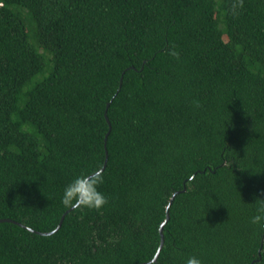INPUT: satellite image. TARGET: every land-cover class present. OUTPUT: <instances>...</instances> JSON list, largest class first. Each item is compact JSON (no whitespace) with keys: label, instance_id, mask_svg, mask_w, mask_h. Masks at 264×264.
I'll use <instances>...</instances> for the list:
<instances>
[{"label":"trees","instance_id":"1","mask_svg":"<svg viewBox=\"0 0 264 264\" xmlns=\"http://www.w3.org/2000/svg\"><path fill=\"white\" fill-rule=\"evenodd\" d=\"M237 2L0 0V264H264V0ZM106 151L108 203L69 210Z\"/></svg>","mask_w":264,"mask_h":264},{"label":"clouds","instance_id":"2","mask_svg":"<svg viewBox=\"0 0 264 264\" xmlns=\"http://www.w3.org/2000/svg\"><path fill=\"white\" fill-rule=\"evenodd\" d=\"M243 6V0H238L231 6L233 15L239 14V9ZM170 55L177 53L172 50ZM104 183V175L100 171L81 172L74 175L62 188L60 199L66 208H86L101 209L108 203L107 195L101 191ZM259 201L256 214L251 217L253 224L264 227V199L256 198ZM186 264H203L198 256H190Z\"/></svg>","mask_w":264,"mask_h":264},{"label":"water","instance_id":"3","mask_svg":"<svg viewBox=\"0 0 264 264\" xmlns=\"http://www.w3.org/2000/svg\"><path fill=\"white\" fill-rule=\"evenodd\" d=\"M121 80H122V78H121ZM108 105H109V103H108ZM108 105H107V107H108ZM106 110H107V109H106ZM105 116H106V111H105ZM106 119H107V121H108L109 128H110L109 120H108L107 117H106ZM107 136H108V133H106V135H105V143H106V140H107ZM106 163H107V151H106L105 162H104V165L102 166V168L99 170L100 172L104 170V168H105V166H106ZM174 196H175V194H173V196H172V198H171V200H170L168 206L166 207V217H165L164 221H162V223L160 224V228H159V231H160V245H159V248H158L156 254L154 255L153 259L150 260L149 262H151V261H152V262H153V261H156L157 256H158V254H159V252H160V250H161V248H162V246H163V242H164L163 227H164V224L166 223V221H167L168 218H169L168 209H169V205L171 204V202H172ZM71 209H73V208H70L69 210H71ZM69 210H68V211H69ZM64 216H65V214L62 215V217H61V219H60V221H59V224H58L57 227H56L54 230H52V231H49V232H40V231H35V230L31 229V228H29V229H30L31 231L37 232V233H39V234H51V233H53V232H55V231H57V230L59 229V227L61 226V224H62V222H63ZM2 221H12V220H11V219H0V222H2ZM143 264H147V263H143Z\"/></svg>","mask_w":264,"mask_h":264}]
</instances>
